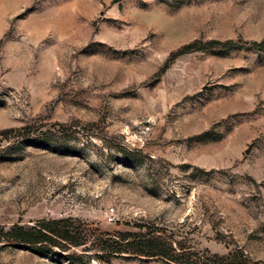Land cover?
I'll use <instances>...</instances> for the list:
<instances>
[{"label": "rangeland", "instance_id": "obj_1", "mask_svg": "<svg viewBox=\"0 0 264 264\" xmlns=\"http://www.w3.org/2000/svg\"><path fill=\"white\" fill-rule=\"evenodd\" d=\"M263 40L264 0H0V226L70 218L154 233L183 264L264 262Z\"/></svg>", "mask_w": 264, "mask_h": 264}, {"label": "trees", "instance_id": "obj_2", "mask_svg": "<svg viewBox=\"0 0 264 264\" xmlns=\"http://www.w3.org/2000/svg\"><path fill=\"white\" fill-rule=\"evenodd\" d=\"M252 47L263 48L264 40L260 43L253 42ZM95 233V236L93 234ZM0 249L12 247L27 250L34 254L67 253L72 249L84 248L85 250L98 249L99 252L109 254L127 255L131 258H156L161 257L175 264H183L186 255L177 254L165 238L154 233H119L116 235L100 234L97 230L91 232L88 226L76 224L72 219L44 220L31 227L13 225L0 226ZM88 246V247H86ZM179 246V245H177ZM182 252V250H180ZM97 257V255H95ZM70 259H77L76 254H71ZM232 257L216 255H202L195 264H231ZM242 264H264L244 260Z\"/></svg>", "mask_w": 264, "mask_h": 264}, {"label": "built area", "instance_id": "obj_3", "mask_svg": "<svg viewBox=\"0 0 264 264\" xmlns=\"http://www.w3.org/2000/svg\"><path fill=\"white\" fill-rule=\"evenodd\" d=\"M107 219H108V222L109 223L114 222L113 210L112 209L109 211V214H108V218Z\"/></svg>", "mask_w": 264, "mask_h": 264}, {"label": "water", "instance_id": "obj_4", "mask_svg": "<svg viewBox=\"0 0 264 264\" xmlns=\"http://www.w3.org/2000/svg\"><path fill=\"white\" fill-rule=\"evenodd\" d=\"M247 153V152H246Z\"/></svg>", "mask_w": 264, "mask_h": 264}]
</instances>
